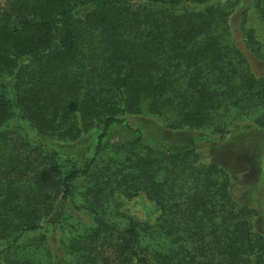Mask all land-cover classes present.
Segmentation results:
<instances>
[{
    "label": "trees",
    "instance_id": "obj_1",
    "mask_svg": "<svg viewBox=\"0 0 264 264\" xmlns=\"http://www.w3.org/2000/svg\"><path fill=\"white\" fill-rule=\"evenodd\" d=\"M214 1L0 0V264H264L258 213L198 148L108 143L133 117L264 128V0ZM87 136V159L57 149ZM139 195L154 226L122 211Z\"/></svg>",
    "mask_w": 264,
    "mask_h": 264
},
{
    "label": "rangeland",
    "instance_id": "obj_2",
    "mask_svg": "<svg viewBox=\"0 0 264 264\" xmlns=\"http://www.w3.org/2000/svg\"><path fill=\"white\" fill-rule=\"evenodd\" d=\"M225 0H215L223 2ZM244 3L248 0H243ZM240 7L231 18V29L236 31L239 23ZM264 74V69L259 70ZM130 129L115 125L108 133V143H124L137 137L139 130L143 139L151 146L160 145L169 151L179 152L198 148L202 161L221 166L232 179V195L241 203L253 208L258 216L255 218L258 231L264 234V128L258 130H235L222 141L211 142L200 134L190 131H169L152 118H130ZM63 156H75L79 161L92 155L93 136L73 144H62L57 148ZM63 204L58 203L55 212L60 214ZM122 211L138 222L154 226L159 212L152 202L143 195L130 201L124 200Z\"/></svg>",
    "mask_w": 264,
    "mask_h": 264
}]
</instances>
